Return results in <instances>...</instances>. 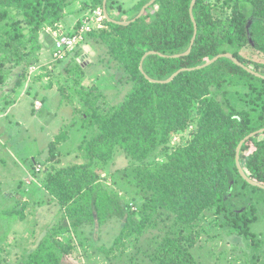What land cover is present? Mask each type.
Here are the masks:
<instances>
[{
  "label": "trees",
  "instance_id": "1",
  "mask_svg": "<svg viewBox=\"0 0 264 264\" xmlns=\"http://www.w3.org/2000/svg\"><path fill=\"white\" fill-rule=\"evenodd\" d=\"M149 1L139 0L131 8V18ZM191 1L156 0L128 25L105 20L103 28L91 32L131 84L120 105H109L97 89L81 86L84 71L76 59L62 61L64 80L84 108L82 129L89 126L91 137L87 140L82 134V162L46 169L42 188L58 203L70 230H93L118 219L122 229L108 252L120 249L125 255L124 241L132 238L134 254H145L147 264H199L191 252L197 237L194 226L203 221L205 211L213 210L219 229L252 242L251 264H264V252L256 253L261 235L250 229L258 219L255 206L264 205L256 196L264 190L247 184L235 164L238 144L264 129V79L226 58L181 72L166 84L148 81L139 69L142 62L146 76L165 81L181 69L231 53L264 76V62L250 60L246 52L264 57V0H196L193 46L187 56L173 58L185 53L193 38ZM102 2L84 3L92 13ZM66 4L67 0H0V91L12 71L20 68L21 76L28 68L41 31L60 22ZM149 52L155 54L142 61ZM184 133L189 142L168 151V140ZM118 151L131 163L120 179L141 201L137 211L100 179ZM239 163L248 178L264 186V133L242 145ZM141 239L146 243L140 244ZM69 249L68 239L60 243L50 237L27 250L19 264H60L58 256Z\"/></svg>",
  "mask_w": 264,
  "mask_h": 264
},
{
  "label": "rangeland",
  "instance_id": "2",
  "mask_svg": "<svg viewBox=\"0 0 264 264\" xmlns=\"http://www.w3.org/2000/svg\"><path fill=\"white\" fill-rule=\"evenodd\" d=\"M85 1L67 0L60 22L41 31L35 45L38 50L32 51L28 68L21 76L20 68L12 71L0 91V264H19L27 250L47 243L50 237L60 243L69 240L70 249L62 257L58 256L60 264L149 263L145 254H134L136 246L132 238L124 241L125 255L121 256L120 249L107 251L122 229L118 219L93 229L95 232L90 226L83 227L81 232L68 229L60 206L42 188L46 169L82 162L79 151L82 134H87V140L91 137L89 126L85 127L87 131L82 129L84 108L64 80L62 61L76 59L84 71L81 86L97 89L109 105H120L130 90L131 84L91 33L80 48L62 54L59 59L53 57L54 37L49 30L59 34L78 28L91 16ZM138 1L109 0L106 10L115 21H127L134 16L131 8ZM246 52L250 60L264 62V57L251 50ZM218 99L223 105L222 99ZM35 102L41 104L39 109L34 108ZM189 140L188 133L173 135L167 142L168 151ZM154 154L155 159H160L159 154ZM52 155L53 159L48 161ZM126 167H131L130 160L118 151L100 179L120 194L124 205L137 211L141 201L125 180L120 179ZM259 194L256 202L264 200V194ZM255 207L258 219L250 229L261 235L256 252L260 255L264 252V205L257 203ZM90 233L92 236L88 237ZM193 236L195 243L191 252L199 264H251L249 245L252 242L219 229L213 210L204 212L203 221L194 226ZM139 243L146 241L141 239Z\"/></svg>",
  "mask_w": 264,
  "mask_h": 264
},
{
  "label": "water",
  "instance_id": "3",
  "mask_svg": "<svg viewBox=\"0 0 264 264\" xmlns=\"http://www.w3.org/2000/svg\"><path fill=\"white\" fill-rule=\"evenodd\" d=\"M106 1H107V0H103V2H102V10H103V12H104V15H105L106 20H107L108 22H111V23H115V24H118V25H124V26H125V25H128L129 23L135 21L136 19L140 18V17L144 14L145 10H146L147 8H149L151 5H153V3H154L156 0H150L147 4H145V5L141 8V10L139 11V13L136 15L135 18H133L132 20H129V21H123V22H117V21H115L114 19H112L111 17H109V15H108V13H107V10H106ZM195 2H196V0H192V1H191V4H190V8H189L190 18H191V21H192L193 24H194V34H193V38H192V40H191L190 46H189L188 50H187L185 53H183V54H181V55L173 56V58H175V57H179V56H187V55L190 53L191 48H192V46H193L194 39H195V36H196V24H195V21H194V17H193V14H192V10H193V7H194ZM149 54H155V52H149V53H146V54L144 55V57L142 58V61H143V59H144L147 55H149ZM161 56H162V55H161ZM220 58H226V59H229V60H231L235 65L241 67V68H242L243 70H245L246 72H248V73H250V74H252V75H254V76H256V77H259V78H263V79H264V76H261L260 74L254 72V71H252L251 69H249V68L245 67L244 65H242L239 61H237V60L233 57V55H232L231 53H222V54H219V55L215 56L214 58H212L211 60H209V61H207L206 63H204L203 65H200V66H198V67H196V68H194V69H181V70H179L178 72L174 73L171 77H169V78H168L167 80H165V81H154V80L150 79L148 76H146V75L144 74V72H143L142 62L140 63L139 69H140L141 73L145 76V78H146L148 81H150V82H154V83L166 84V83H170L171 81H173L174 78H176L181 72L188 71V70H201V69H204V68H206V67H208V66L214 64V63H215L218 59H220ZM262 133H264V129H260V130H258V131H256V132H253V133L249 134L247 137H245V138H244V139L238 144V146H237V148H236L235 164H236V168H237V171H238L240 177H241V178H242L247 184H249V185L252 186V187H256V188H259V189H261V190H264V186H262V185L256 183L255 181H253L252 179H250V178H248V177L246 176V174L244 173V171H243V169L241 168L240 163H239V153H240V149H241L242 145H243L247 140H249L250 138H252V137H254V136L258 135V134H262Z\"/></svg>",
  "mask_w": 264,
  "mask_h": 264
},
{
  "label": "built area",
  "instance_id": "4",
  "mask_svg": "<svg viewBox=\"0 0 264 264\" xmlns=\"http://www.w3.org/2000/svg\"><path fill=\"white\" fill-rule=\"evenodd\" d=\"M105 21V15L101 7L96 8L91 16L86 18L82 24L70 31L69 33H59L52 31L50 29V33H52L53 39V47L52 54L56 59L61 58L62 54L70 53L73 50L80 48L84 42L87 35H89L94 29L103 28V24ZM34 108L39 109L41 104L39 102L34 103Z\"/></svg>",
  "mask_w": 264,
  "mask_h": 264
},
{
  "label": "clouds",
  "instance_id": "5",
  "mask_svg": "<svg viewBox=\"0 0 264 264\" xmlns=\"http://www.w3.org/2000/svg\"><path fill=\"white\" fill-rule=\"evenodd\" d=\"M102 8V7H101ZM104 13V12H103ZM110 17V16H109ZM105 20H106V18H105Z\"/></svg>",
  "mask_w": 264,
  "mask_h": 264
},
{
  "label": "crops",
  "instance_id": "6",
  "mask_svg": "<svg viewBox=\"0 0 264 264\" xmlns=\"http://www.w3.org/2000/svg\"><path fill=\"white\" fill-rule=\"evenodd\" d=\"M62 24V23H61ZM52 50V49H51Z\"/></svg>",
  "mask_w": 264,
  "mask_h": 264
}]
</instances>
